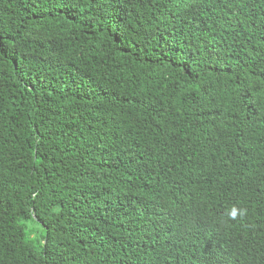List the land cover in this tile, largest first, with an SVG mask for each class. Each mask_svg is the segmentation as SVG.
<instances>
[{
    "label": "trees",
    "instance_id": "1",
    "mask_svg": "<svg viewBox=\"0 0 264 264\" xmlns=\"http://www.w3.org/2000/svg\"><path fill=\"white\" fill-rule=\"evenodd\" d=\"M0 264H264V0H0Z\"/></svg>",
    "mask_w": 264,
    "mask_h": 264
},
{
    "label": "clouds",
    "instance_id": "2",
    "mask_svg": "<svg viewBox=\"0 0 264 264\" xmlns=\"http://www.w3.org/2000/svg\"><path fill=\"white\" fill-rule=\"evenodd\" d=\"M231 215H232V218H233V219H235V218H236V216H237V213H236V211H235V210H233V212L231 213ZM240 215H243V212H241V213H240Z\"/></svg>",
    "mask_w": 264,
    "mask_h": 264
}]
</instances>
